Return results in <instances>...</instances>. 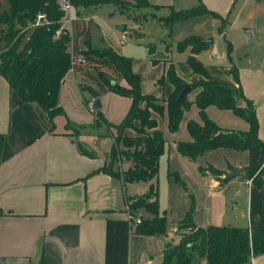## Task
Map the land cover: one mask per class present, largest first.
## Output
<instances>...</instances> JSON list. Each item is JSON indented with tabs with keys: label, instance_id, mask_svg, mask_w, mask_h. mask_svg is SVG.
<instances>
[{
	"label": "crops",
	"instance_id": "crops-1",
	"mask_svg": "<svg viewBox=\"0 0 264 264\" xmlns=\"http://www.w3.org/2000/svg\"><path fill=\"white\" fill-rule=\"evenodd\" d=\"M146 1L159 8H144L142 20L129 23L128 28L137 40L142 21L164 17L169 9L187 10L201 3L217 15V18L205 15L186 20L199 31L194 36L202 41L208 37L212 40L210 46L194 57L207 78L238 89L251 103L257 121V138L264 143V0H168L161 5L158 0ZM95 10L72 8L71 16L74 14L78 22L86 24L83 31L87 32L90 22H82L83 18L87 19ZM154 10L165 14L157 17L152 14ZM204 22L217 32L221 28L217 38L212 37L209 29H203ZM72 23L66 28L70 57L71 50L80 58L78 53L85 52L86 48L97 50L90 47L84 36L77 35ZM117 30L121 35L125 27L119 26ZM186 50L188 56L189 49ZM127 57L131 59L132 73L139 76L141 93L158 100H165L172 92L165 77L168 67L185 85L195 86L204 81L191 71L186 61L183 64L162 61L157 70L156 60H147V55L138 60ZM83 59L85 64L79 65L82 67L72 74L66 73L60 84L57 104L63 115L55 117L52 126L35 104H19L0 77V135L3 136L0 264H162L167 247L176 246L187 234V228H179L185 220L197 229L213 226L264 231V152L259 154L262 171L258 187L252 181L250 185L245 184L248 179L242 176L248 163L245 151L216 149L195 160L179 156L175 144L190 141L186 124L200 123L198 110L191 104L182 113L174 133L167 130L165 114L157 116L151 112L165 142L157 160L155 184L157 211L165 218L166 232L148 237L137 235L129 225L125 202L143 196L153 181L123 183L120 177L101 171L112 146L110 129L104 125L101 124L107 136L98 148L94 141L89 147L79 134L93 101H98L103 120L117 125L126 114L130 99L110 93L99 81L103 77L110 83L125 86L114 68V72L99 73L98 78L90 71V67L97 68L105 59L90 55ZM161 77L162 82L158 83ZM89 82L100 86L101 103L92 94ZM86 92H91L87 101L83 97ZM193 97L194 91H190L187 101ZM238 104L242 106L243 101ZM204 114L221 129L243 132L248 129L243 120L228 110L209 106ZM69 127L77 129L74 136ZM134 135L130 130L125 132L127 137ZM207 167L224 174L230 173L229 169H239L241 176L221 183V177L199 173V168ZM127 168L126 162L120 164L122 172ZM172 173L178 182L169 177ZM137 216L140 220L150 218L142 210ZM195 258L198 264H204L196 254L189 264ZM245 264H264V254L250 258Z\"/></svg>",
	"mask_w": 264,
	"mask_h": 264
},
{
	"label": "trees",
	"instance_id": "trees-1",
	"mask_svg": "<svg viewBox=\"0 0 264 264\" xmlns=\"http://www.w3.org/2000/svg\"><path fill=\"white\" fill-rule=\"evenodd\" d=\"M7 10L0 12V77L6 82L9 92L16 96L19 104H35L46 115L50 125L52 120L63 115L57 104L60 84L68 71L70 64L69 36L66 31L55 32L59 29L58 21L61 14L57 0H5ZM136 8H159L151 6L146 0H129ZM113 3V0H70L72 8L83 7L95 10L104 4ZM44 16L48 22L46 26L32 27L36 15ZM217 15L207 11L201 3L187 10L173 11L156 18L167 30L176 22L189 20L195 17ZM221 28L218 29V32ZM85 47L87 43L84 44ZM206 48L198 37L190 36L178 42L176 49H189L186 64L194 74L203 77L204 81L195 86H189L194 91L192 101L187 96L179 97L185 85L174 74L171 67L165 72L172 92L165 100H158L140 91L139 78L130 69V59L113 53L109 49L81 51L80 56H94L107 60L121 76L125 86L110 83L99 77L107 90L117 96L130 99V106L123 119L117 125H109L103 118L97 116V124H102L115 131L112 146L108 153L110 161L101 171L112 177H120L123 183L153 181L148 191L129 204L132 213L142 210L150 218H142L135 227V233L140 236L164 235L166 223L164 216L157 211V190L155 184L157 160L163 152L164 140L156 129V122L151 112L157 116L165 114L167 130L174 133L179 125L182 113L193 104L198 110L200 123L188 122L186 130L190 141L177 142V154L189 160H195L205 153L216 149L245 151L248 157L247 166L242 170L243 177L251 179L255 186L260 185L262 162L259 154L264 152V143L257 138V121L252 105L245 100L238 89L230 88L219 82L207 78L195 55ZM162 82V77L158 83ZM243 101L239 106L238 102ZM212 106L218 110H228L237 118L243 120L247 131L225 130L217 127L204 114L205 108ZM94 112V111H92ZM52 126V125H51ZM68 126V124L66 125ZM71 126V125H70ZM132 130L133 137L125 136L124 130ZM3 136L0 135V152ZM122 148L123 163L128 168L121 174L111 170L117 147ZM79 147V146H78ZM230 172L232 171L229 169ZM200 174L206 172L220 178L224 183L227 174L210 167L199 168ZM175 182V174H169ZM130 199H127L129 202ZM179 228L194 229L191 235L181 238L179 243L164 253L162 264H189L193 254L204 260V264H245L250 258L264 254V231L242 230L230 227L208 226L197 229L187 220Z\"/></svg>",
	"mask_w": 264,
	"mask_h": 264
},
{
	"label": "rangeland",
	"instance_id": "rangeland-1",
	"mask_svg": "<svg viewBox=\"0 0 264 264\" xmlns=\"http://www.w3.org/2000/svg\"><path fill=\"white\" fill-rule=\"evenodd\" d=\"M113 1V3L110 2L97 8L92 15H89L87 19L83 18L82 22L85 20L90 22L87 32L83 31V27H86L87 25H83V23H80L81 21L78 22L79 19L76 18L74 14L71 16V21L73 22L72 24H74V31L77 33V35L84 36L85 39L88 40L92 49H109L117 55L123 56L125 58H128L127 56L130 55L137 60L140 58H146L147 55V60H156L155 66L157 65V70L159 69L160 64H162V61L171 60L172 63H185L188 50L185 49L184 51L180 52L176 49V45L183 39L194 36V32H199L194 29V24L192 22H188L186 20L176 22L172 25L170 30H167L166 27H164L160 22H157L156 19H147L146 21H142L139 25L140 29L137 30V32L140 33V36L137 40V38L133 36L134 33L128 27L129 23L132 21L138 23L142 20L141 17H143V15H141V11H143V9L136 8L134 3L129 0ZM158 2V4L161 5L166 4L168 0H158ZM74 9L78 11L84 10L83 7H76ZM6 10V1L0 0V12H4ZM152 14L159 17L163 16L165 13L154 10L152 11ZM81 24L83 26H81ZM119 26L125 27V32H123L126 34V40L125 45L123 46H120L118 43L120 31L117 29ZM202 26L203 24L201 27ZM1 29H3V27L0 25V30ZM203 29H209L212 33V37H218L217 29L209 27L208 22H204ZM210 38L211 37H208L207 39ZM81 57V59H83L84 56ZM71 58H79V56L71 50ZM89 63L91 65V61ZM99 64L100 66L97 68H94L93 66L90 67V71L95 75L96 78H98L97 76L99 73L105 74L106 72H114L112 65L108 61L101 60ZM78 67L81 68L82 66L75 64L72 69L75 70ZM89 83L91 85L90 90L92 94L96 95L95 99L99 100L100 102V100H102L99 88L100 86L95 83ZM91 92H86L87 94H83V97L86 99V101L89 99L88 94H91ZM100 112V110L94 112L87 111L86 118L83 119V124H81V128H79L80 136L83 137L84 141L88 142L89 147L92 141H94L95 147H100L102 139L107 136V132L104 130V127H102L101 124H97V116L100 114ZM69 129L71 130V136H74L77 132V129L73 127H69ZM127 130L129 131V129ZM127 130H124V133ZM109 131L114 137L116 134L115 131L111 128ZM115 150L116 154L114 162L111 166V170L121 174L122 171L120 170V164L124 161L122 157L123 150L120 146H118ZM109 161L110 159L107 158V163L105 165H108ZM138 198L140 197L131 198L129 200V204ZM137 213L138 212H135L134 214L137 215ZM186 232L187 234L182 236V238L186 237L187 235H191L194 232V229L187 228ZM172 247L174 246H168L165 253ZM197 261V258H195L190 264H198Z\"/></svg>",
	"mask_w": 264,
	"mask_h": 264
},
{
	"label": "built area",
	"instance_id": "built-area-1",
	"mask_svg": "<svg viewBox=\"0 0 264 264\" xmlns=\"http://www.w3.org/2000/svg\"><path fill=\"white\" fill-rule=\"evenodd\" d=\"M57 6L61 14V17L58 21L59 29L55 32V36H57L61 30L66 31V28L68 27V25L71 23V20H72L71 19L72 6L70 3V0H57ZM46 25H48V22L45 20L44 16L39 15V14L35 16V20L32 25L33 28L38 27V26H46ZM125 35H126L125 33H121L119 40H118L119 45H123L125 43V40H126ZM75 64L84 65L85 61L84 59H81L80 57L73 58V59L70 57V64H69L67 73L72 74L73 72L72 68ZM251 181H252L251 179H248L245 181V184L250 185ZM125 211L128 216L129 225L131 228L134 229L140 223L141 220L136 214L132 213L129 210L128 201L125 202Z\"/></svg>",
	"mask_w": 264,
	"mask_h": 264
},
{
	"label": "water",
	"instance_id": "water-1",
	"mask_svg": "<svg viewBox=\"0 0 264 264\" xmlns=\"http://www.w3.org/2000/svg\"><path fill=\"white\" fill-rule=\"evenodd\" d=\"M206 46H210L212 44L211 39H205L202 41ZM190 93V88L188 85H184L182 91L179 94V97H184L187 96ZM99 103L98 101H93V103L90 105V111H96L99 109ZM241 176V170L239 169H233L230 173H228L225 176L226 180H230L232 178Z\"/></svg>",
	"mask_w": 264,
	"mask_h": 264
}]
</instances>
